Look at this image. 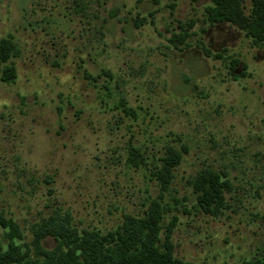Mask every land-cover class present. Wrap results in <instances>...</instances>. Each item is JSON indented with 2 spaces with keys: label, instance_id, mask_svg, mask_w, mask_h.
<instances>
[{
  "label": "rangeland",
  "instance_id": "rangeland-1",
  "mask_svg": "<svg viewBox=\"0 0 264 264\" xmlns=\"http://www.w3.org/2000/svg\"><path fill=\"white\" fill-rule=\"evenodd\" d=\"M211 6L0 0V212L20 227L23 254L34 259L33 226L46 220L107 233L157 203L162 238L170 226L187 264L264 252V40L212 26ZM242 7L257 18L253 0ZM208 169L229 180L222 215L196 209L192 181Z\"/></svg>",
  "mask_w": 264,
  "mask_h": 264
},
{
  "label": "trees",
  "instance_id": "trees-1",
  "mask_svg": "<svg viewBox=\"0 0 264 264\" xmlns=\"http://www.w3.org/2000/svg\"><path fill=\"white\" fill-rule=\"evenodd\" d=\"M210 1L212 6L208 9V17L212 26L231 23L264 40V0H253L258 6L254 21L245 15L243 0ZM4 43L2 40L0 46ZM7 70L14 72L13 67ZM180 162L181 155L176 152L169 153L165 159L159 175L166 179L167 188ZM226 176L209 169L197 174L192 181L198 194L197 210L211 216L223 214L228 207L225 195L229 190V180ZM163 216V208L158 203L153 204L144 217L127 215L122 225L107 233L78 229L71 225L69 219L66 222L61 219L46 220L33 226L32 247L35 256L32 259L29 251L23 254L18 244L24 240L20 227L12 218L0 212V230L9 240L6 247L0 244V264H187L174 255L171 241L173 230L170 226L166 228L165 238H162ZM48 238L56 242V247L50 251L42 246V242ZM234 264H264V252Z\"/></svg>",
  "mask_w": 264,
  "mask_h": 264
},
{
  "label": "water",
  "instance_id": "water-1",
  "mask_svg": "<svg viewBox=\"0 0 264 264\" xmlns=\"http://www.w3.org/2000/svg\"><path fill=\"white\" fill-rule=\"evenodd\" d=\"M162 52H164V53H166V54H168V55H171V54H172L171 51H169V50H167V49H165V48L162 49Z\"/></svg>",
  "mask_w": 264,
  "mask_h": 264
}]
</instances>
